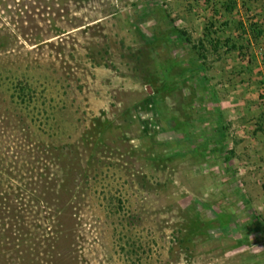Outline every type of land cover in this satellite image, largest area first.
I'll use <instances>...</instances> for the list:
<instances>
[{"label":"rangeland","instance_id":"1","mask_svg":"<svg viewBox=\"0 0 264 264\" xmlns=\"http://www.w3.org/2000/svg\"><path fill=\"white\" fill-rule=\"evenodd\" d=\"M261 8L252 0H0V156L20 141L10 126L17 88L28 82L27 121L48 142L78 143L83 158L60 217V248L75 264H264V144L254 141L264 134ZM239 20L263 29L242 53L206 39L214 23V39L238 40ZM157 104L189 123L188 136ZM106 120L118 133L97 141ZM19 167L1 186L26 191V224L50 236L42 206L26 202L36 184L24 183L37 172ZM48 167L57 182L59 167ZM217 214L234 222L221 226Z\"/></svg>","mask_w":264,"mask_h":264},{"label":"trees","instance_id":"2","mask_svg":"<svg viewBox=\"0 0 264 264\" xmlns=\"http://www.w3.org/2000/svg\"><path fill=\"white\" fill-rule=\"evenodd\" d=\"M252 1L262 2L261 9L263 10L262 15L264 16V0ZM226 3L228 4V2ZM233 4V6L226 7L228 12H231L236 6L235 3ZM241 6L250 9L247 2L243 1ZM214 28V23L206 26V39L212 43L213 47L216 49L219 46H223L226 47L229 52L238 51L240 54L247 49L246 45H248V43L252 41L258 42L263 38L262 26L257 22L245 24L242 20H239L236 25V28L239 29L238 40L232 37H225L224 39L216 37V39H214L215 37H213V34L217 35L220 31L219 29L214 30ZM176 35L179 39L183 38V33L181 32L176 33ZM254 59L255 55L251 53L250 60L252 61ZM199 70L203 75L205 74L204 65L200 64ZM17 91L16 98L19 100V103H15V107L13 108L14 112L12 116L14 117V122L11 126L9 122L6 123L10 126L13 134L15 133L18 135L20 141L18 144L10 143L7 145L9 150L8 153L11 152L10 156H0V177L7 176L5 178L11 181L17 180L15 172H22V170H17V166L18 168H20L19 166L25 167V164L37 172L34 176L35 181L30 179L29 182L24 183L36 184L27 194L28 199L26 202H32L33 205L42 206L38 212L39 214L43 213V222L45 224H50V231L51 229H53V231H51V235L49 236V233L45 230L46 227L40 226L43 227V232L33 233L26 224V218L23 213V205H25V203H23L25 200L24 193L26 191L21 190V192H17L16 188L12 191L5 190L4 187L1 186L2 178H0V264H75L77 262L72 260L71 255L60 248V242L62 241V236H64L60 217L65 210L62 206V198L69 184L66 181L72 179V181L75 182L78 176L81 177V170H83V158L78 150V143L55 144L52 141L48 142L46 139L42 138L40 132H43V130L41 129V131H38L40 127H36L37 130L33 129V121H27V115H25V110L28 109L27 106H29L27 103L32 100V93H34L32 87L28 82L25 84V82L22 81ZM21 104L22 106H20ZM6 111L8 113L10 112L8 109H6ZM157 113L162 120L168 124H173L175 131L188 136L191 128L188 122L180 121L173 113L168 111L165 106L158 107V104ZM129 117L130 116L127 115L125 120H128ZM2 118L4 119V115ZM96 121L100 123V118H96ZM108 122L110 121L106 120V126L101 131L97 141L103 142L107 137L118 133L119 127ZM258 127L264 130V111L259 117ZM216 132H218L217 136L220 138V141H222L225 138L224 129L218 128ZM95 142L96 140L91 141L94 146ZM154 157L153 155L151 158ZM49 162L60 169L61 177L57 182H55L56 180H53V178L48 180L47 174L45 173L49 169ZM88 164L92 167V160H88ZM31 169H28V171ZM91 170L96 171V168ZM84 176L87 177L86 175ZM121 204L122 203L119 202V205ZM119 205L118 207L122 208V205ZM217 216L221 226H227L229 223L234 222L232 216L222 214H217ZM225 217L227 218L226 221L224 220ZM120 246L123 252L126 251V243ZM129 246L127 251L130 252V249L133 251L134 243L132 246L129 244Z\"/></svg>","mask_w":264,"mask_h":264},{"label":"crops","instance_id":"3","mask_svg":"<svg viewBox=\"0 0 264 264\" xmlns=\"http://www.w3.org/2000/svg\"><path fill=\"white\" fill-rule=\"evenodd\" d=\"M258 103H255V105H257ZM260 104V103H259ZM263 107V106H262ZM240 127V126H239ZM244 127H246V126H241V128H244ZM254 130V129H253ZM239 131H241L240 130V128H239ZM255 136H254V141H256L257 142V145H260L261 146V144H264V134H259V132H257L256 134H254ZM257 135V136H256ZM262 154H264V153H262ZM259 156V155H258ZM252 200H253V205H256L257 204V206H258V208H260L261 207V205H260V203H259V197H257V198H255V197H252ZM264 203V202H263ZM262 204V203H261ZM251 219L252 220H254V221H257L258 219H260L259 217H258V215H255V214H253V215H251Z\"/></svg>","mask_w":264,"mask_h":264}]
</instances>
